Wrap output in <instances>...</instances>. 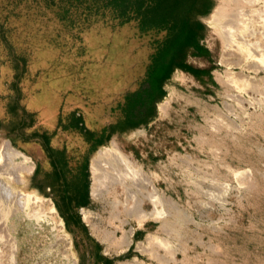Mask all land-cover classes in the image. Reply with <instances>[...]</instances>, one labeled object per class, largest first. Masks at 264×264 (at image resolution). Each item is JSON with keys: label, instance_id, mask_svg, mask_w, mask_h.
Returning a JSON list of instances; mask_svg holds the SVG:
<instances>
[{"label": "rangeland", "instance_id": "1", "mask_svg": "<svg viewBox=\"0 0 264 264\" xmlns=\"http://www.w3.org/2000/svg\"><path fill=\"white\" fill-rule=\"evenodd\" d=\"M207 4L198 16L203 28L165 80L153 114L133 128L109 127L95 143L104 126L123 120L124 95L143 83L166 30L76 11L69 0H0V139L31 158L33 170L17 188L53 202L63 226L58 231L50 217L38 221L9 204L0 264H264V67L222 61V38L210 21L220 0ZM228 70L249 79L244 88L225 82ZM72 111L83 119L81 130L66 126ZM113 141L154 179L167 211L164 224L123 211L134 237L119 251L82 220L84 208L99 228H111L113 196L93 195L91 167ZM52 146L65 149L70 172L86 167L89 204L77 207L74 232L52 194Z\"/></svg>", "mask_w": 264, "mask_h": 264}, {"label": "bare ground", "instance_id": "2", "mask_svg": "<svg viewBox=\"0 0 264 264\" xmlns=\"http://www.w3.org/2000/svg\"><path fill=\"white\" fill-rule=\"evenodd\" d=\"M210 21L218 29L222 38L224 52L222 61L229 68L233 65L255 70L264 67V0H220ZM233 72L231 70L226 72L225 82H234L237 83V88H244V82L248 83L249 79L241 78V74L235 77L236 73ZM237 73L239 74V72ZM161 107L162 110H165L167 104ZM140 131L133 130L131 134ZM91 168L93 195L102 197L109 193L113 196V200L110 201L108 220V225L111 228H99V222L97 224L93 221L91 210L83 208L82 216L92 232L100 236L108 244V247L119 251L125 250L132 243L134 229L126 228L130 216H134L140 223L149 220V218L160 221L162 224L166 222L167 211L164 193L160 191L157 183L143 166L137 164L130 155L125 153L116 141H113L110 147L99 149L98 157L93 161ZM32 170L33 164L30 156L14 147L10 140L0 139V221L9 210V208L7 209L8 205L14 203L17 209L24 211L29 218L32 217L39 221L50 217L55 225L59 226L56 229L62 231L63 226L57 217L53 202L38 193H26L17 188L19 185H25V173H30ZM119 191L124 195L123 199L117 196ZM146 201L153 204L151 210L146 208ZM123 211L129 216L128 218L121 216ZM1 225H3L2 222ZM118 231L121 232L119 236ZM60 234H62L60 236L63 240L67 239L65 233ZM58 236L57 234L56 237ZM67 243L70 242L67 241ZM11 246L12 250L14 245ZM2 253L3 248L0 256ZM9 255H11L9 256L11 261L14 262V253L11 252ZM3 257L4 260L5 257ZM2 263L3 261H1Z\"/></svg>", "mask_w": 264, "mask_h": 264}, {"label": "trees", "instance_id": "3", "mask_svg": "<svg viewBox=\"0 0 264 264\" xmlns=\"http://www.w3.org/2000/svg\"><path fill=\"white\" fill-rule=\"evenodd\" d=\"M89 14H111L120 23L137 21L140 30L163 29L166 36L157 43L147 67L146 76L140 87L124 95V118L116 124L106 125L97 134L96 142L105 137L107 129L118 127L133 128L144 123L152 114L156 100L164 93L163 85L174 68L182 60L187 49L194 43L203 25L198 16L207 8V0H69V8ZM81 11V12H82ZM75 12V11H74ZM81 115L72 111L66 124L72 129L83 127ZM96 145V144H95ZM50 155L54 180L51 188L57 189L61 201L77 207L86 206L88 201L87 183L83 180L85 166L75 173L70 172L65 149H56ZM79 169V168H78ZM70 172V179L67 174Z\"/></svg>", "mask_w": 264, "mask_h": 264}, {"label": "flooded vegetation", "instance_id": "4", "mask_svg": "<svg viewBox=\"0 0 264 264\" xmlns=\"http://www.w3.org/2000/svg\"><path fill=\"white\" fill-rule=\"evenodd\" d=\"M52 194L57 197L58 191L57 189L51 188ZM57 206L59 209V213L61 215V218L64 222V225H66L72 232H74L75 226H81V219L80 216L78 217L79 220H77V213L79 212L77 209V206L75 205H67L66 203L58 202L57 200Z\"/></svg>", "mask_w": 264, "mask_h": 264}, {"label": "water", "instance_id": "5", "mask_svg": "<svg viewBox=\"0 0 264 264\" xmlns=\"http://www.w3.org/2000/svg\"><path fill=\"white\" fill-rule=\"evenodd\" d=\"M83 220V219H82Z\"/></svg>", "mask_w": 264, "mask_h": 264}]
</instances>
